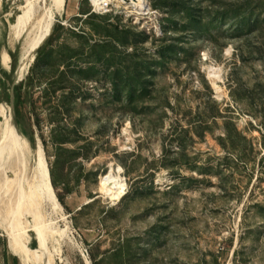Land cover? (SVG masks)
Instances as JSON below:
<instances>
[{
    "label": "rangeland",
    "instance_id": "1",
    "mask_svg": "<svg viewBox=\"0 0 264 264\" xmlns=\"http://www.w3.org/2000/svg\"><path fill=\"white\" fill-rule=\"evenodd\" d=\"M145 1L107 14L38 2L20 33L26 0L0 2V102L29 142L30 176L42 144L67 214L42 212L68 228L55 264H264V0ZM47 12L62 27L23 59ZM22 81L32 102L17 116ZM110 171L120 195L100 189ZM3 176L0 264H25L11 250L21 176Z\"/></svg>",
    "mask_w": 264,
    "mask_h": 264
},
{
    "label": "bare ground",
    "instance_id": "2",
    "mask_svg": "<svg viewBox=\"0 0 264 264\" xmlns=\"http://www.w3.org/2000/svg\"><path fill=\"white\" fill-rule=\"evenodd\" d=\"M93 1L96 2L97 0ZM38 2H45L47 4V0H26V2L21 5L23 13L18 15L17 21L14 24L18 33L22 32L27 27L34 15L35 6ZM51 2V9L55 11H62L66 0H51ZM131 3L139 10L147 9L145 0H133ZM50 12L45 14V16L49 15L48 17L46 16L45 25L42 28H39L42 29V32L34 37L30 46H28V48L23 52V59L31 57L37 53L39 48L52 34L54 29V16L53 13ZM10 59V55L6 52L2 61L4 64H9ZM209 75L215 85H217V82L222 79L220 67L212 66L210 68ZM0 117L4 118L6 124L5 131L2 130L4 131V135L0 142V168H3L6 176L14 173L15 171L16 176H21L18 184V190L16 192V196L18 198H14L15 201L17 200V209L14 213L15 217L12 220L13 223L16 221V213H18L17 219L20 231L17 236L16 234H11V250L13 251V254H16L25 264L29 263L31 258H33L34 264H55L57 256L61 254L60 250L63 243V237L66 238L68 236V228L54 226L55 222H48L46 219L47 217L45 218L42 212L44 207L49 206L56 214L62 215V218L67 217V214L63 213V204L57 199L54 193L45 150L40 143L36 151V165L34 166L32 175L30 176L29 161L27 160L29 142L25 136L18 133L14 124L16 123L14 112L6 102H0ZM19 172L20 174H18ZM6 176H3L2 178ZM14 179L11 180V182L14 181ZM7 184L5 186L10 188L12 183L10 186H7ZM125 187L126 184L124 182V178L117 176L110 171L108 175L103 178L100 189L107 196H117L123 193ZM27 215L33 217V224L28 223ZM30 231L35 233V239L38 243L37 247H34L33 249V254L29 253V248H31L29 244ZM26 246L29 247V251Z\"/></svg>",
    "mask_w": 264,
    "mask_h": 264
},
{
    "label": "trees",
    "instance_id": "3",
    "mask_svg": "<svg viewBox=\"0 0 264 264\" xmlns=\"http://www.w3.org/2000/svg\"><path fill=\"white\" fill-rule=\"evenodd\" d=\"M61 27H62L61 25H58V26L55 27L53 33L47 39V44H49V43H51L53 41V39L55 38V35H56L57 30H59ZM44 47L45 46L42 45L39 48V50H38L39 52H38L37 58L43 52ZM31 69L33 70L34 68L32 67ZM15 98H16V101H15V111H16V115L17 116H21V115H23V111L25 110V108L29 107V105L32 102V98H31V95H30L29 90L24 89V82L23 81L20 82L18 85L15 86ZM52 181H53L54 187L56 188L55 181L53 179H52ZM66 193H71V191L69 189H66ZM57 195H58L59 200L63 204L64 203V200H63L62 195L60 193H58ZM93 259L95 260L94 257H93ZM14 262L16 264H18V259L16 257L14 258Z\"/></svg>",
    "mask_w": 264,
    "mask_h": 264
},
{
    "label": "built area",
    "instance_id": "4",
    "mask_svg": "<svg viewBox=\"0 0 264 264\" xmlns=\"http://www.w3.org/2000/svg\"><path fill=\"white\" fill-rule=\"evenodd\" d=\"M92 11L97 14H107L115 11L116 8L135 9L131 3L133 0H89Z\"/></svg>",
    "mask_w": 264,
    "mask_h": 264
}]
</instances>
